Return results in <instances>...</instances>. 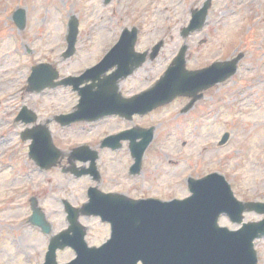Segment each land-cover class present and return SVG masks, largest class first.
Returning <instances> with one entry per match:
<instances>
[{"label":"rangeland","instance_id":"rangeland-1","mask_svg":"<svg viewBox=\"0 0 264 264\" xmlns=\"http://www.w3.org/2000/svg\"><path fill=\"white\" fill-rule=\"evenodd\" d=\"M205 2L0 0V264L44 262L50 236L27 227L28 203L31 196H37L38 189L45 192L40 205L52 223V233L60 234L68 228L58 197L66 195L64 184L70 181L57 178L55 170L36 171L28 155L30 141L21 138L24 125L15 122L20 108L27 103L25 87L31 67L50 62L64 75L79 74L103 57L125 27L139 28L141 50L160 40L165 43L156 59L131 75L127 83L133 88L126 87L128 92L150 87L185 44L189 69L209 67L216 60H231L244 54L233 78L206 90L204 99L194 108L181 113L188 100L179 97L151 112L148 126L154 127L156 139L147 168L157 175L153 178L156 183L152 182L156 185L155 194L163 200L185 196L190 193L188 176L200 178L216 172L226 177L239 200L264 203V0H212L205 26L184 38L182 30L188 26L192 11L202 8ZM19 7L26 10L24 30H19L12 19ZM72 15L79 20L80 51L64 60L60 53L67 45L64 36ZM56 95L52 92L48 95L51 98L44 100L47 111H58ZM66 96L62 102H77L74 93L68 92ZM225 132L230 133V138L224 145L219 144ZM54 134L57 146L62 148L84 138L75 137L72 129L58 145V136ZM86 179L77 180L72 194H68L76 203L82 204L85 196L81 194L93 185ZM134 194L140 195V191ZM262 217L248 212L244 222ZM80 220L88 228L86 240L90 246H100L109 237L108 226L98 218ZM219 223L232 229L242 225L233 223L226 215ZM22 243L28 247L22 249ZM255 247L259 264H264V237L256 240ZM73 254L69 247L59 250L58 261L64 262Z\"/></svg>","mask_w":264,"mask_h":264},{"label":"water","instance_id":"water-1","mask_svg":"<svg viewBox=\"0 0 264 264\" xmlns=\"http://www.w3.org/2000/svg\"><path fill=\"white\" fill-rule=\"evenodd\" d=\"M210 5L211 0H207L201 9L193 10L189 25L182 30L184 37L203 27ZM15 20L19 27L25 26L24 10L16 11ZM69 26V50L66 57L73 54L75 48L78 33V20L75 16L71 18ZM137 33L136 28L125 29L120 42L99 65L87 72H103L108 63L113 65L118 63L122 75H127L132 72L133 67L142 65L147 52L134 51ZM161 45L162 42L154 47L151 57L157 55ZM186 50L185 45L156 86L139 96L143 111L171 102L180 95L192 96L191 102H196L201 97L199 91L234 75L243 56L240 54L232 60L216 62L208 68L189 71L186 69ZM130 64L134 66L130 67ZM57 77L58 73L49 64L35 66L29 79L30 90L56 86L58 83H54L53 80ZM99 87L100 91L94 92L96 94L88 90L82 94L83 104L79 115L88 110L87 102H118L103 95V81ZM133 100L122 102H135ZM107 108L110 111L113 109L111 106ZM25 109L18 119L20 117L26 119L28 113L25 114ZM35 119L34 117L31 121ZM60 119L70 123L79 119V116L68 115ZM37 128L36 134L30 135L28 133L32 130H28L22 135L24 140L33 139L30 156L47 168L55 166L60 156L58 149L53 145L48 129L43 130L42 126ZM152 133L151 131L150 137ZM228 137L229 134L226 133L221 144L226 143ZM142 146L145 147L146 144ZM189 188L192 195L181 200L118 203L111 199H96L85 203L81 209L68 207L67 212L73 220L79 216V211L88 215L93 213L101 215L104 221L112 224V238L99 248L88 247L84 241L83 228H79L71 236L68 235V231H64L52 237L44 264H58L57 249L71 244L78 248V257L68 264H135L140 259L143 264H257L254 240L264 236V219L243 223L239 230L220 227L218 219L222 213H226L232 221L242 223L245 211L264 214V203L238 200L225 177L218 173L209 174L202 179L190 178ZM37 216L41 219L44 217L43 214H35V217ZM43 224L47 226L46 232H49L48 223L43 220Z\"/></svg>","mask_w":264,"mask_h":264},{"label":"flooded vegetation","instance_id":"flooded-vegetation-1","mask_svg":"<svg viewBox=\"0 0 264 264\" xmlns=\"http://www.w3.org/2000/svg\"><path fill=\"white\" fill-rule=\"evenodd\" d=\"M118 38L106 49L104 52L105 54L117 42ZM139 46V41H137L135 45V49L137 51H141ZM117 68V65L109 63L108 70L106 72L95 74V76L90 77L88 81H84L79 87L81 88L87 84L93 83V92L97 93L100 91L99 83L101 81H105L103 95L112 98L115 101H121L123 97H132L133 95L142 91V89L134 92L126 91V87L128 89L133 88L132 84L127 83V81L132 74L138 72V69H135L133 73L126 76L122 75L123 73L121 72H117ZM60 75L61 76L58 78V81L64 77L62 73ZM26 90L28 97L25 96V102L27 103L24 105H27L29 109L32 110V112H30L27 117L33 118L36 116L37 119L35 122L46 123L51 129L52 125L53 129L54 127L57 128L56 131L54 130L55 132L53 130L51 131L52 134L56 133V135H58V145H61V139L68 138L67 136L70 134V131L74 129L75 137H84L80 141V144L77 145L85 144L90 147L87 148L86 151H83L80 154L81 156L77 159H70V151L74 146L71 148H65L68 152H66L59 160L58 168H56L58 169L56 175L57 178H63L65 181L69 180L70 183L64 184L66 195L63 194V197L58 201L61 203L64 202V200H62L64 197L71 202L74 201L68 194H72L71 192H73L72 189L74 188L73 184L76 186L78 183L77 180H82L83 178H87L85 181L93 183V185L88 186V189L85 193L81 194V196H85L83 202L89 199V197L92 195L93 198L99 196V191L104 193L118 194L115 195V197L120 201H134L139 199L153 198L160 199V197L155 194L156 191L153 190L156 188L155 183L157 180L153 178H156L157 175L154 172H150L149 169L144 171L148 166H150L151 161L147 159L154 151L155 145L152 146V144H154L156 138L153 139L152 143L145 150L142 160V170L136 173L134 167L136 161L134 153L139 152L141 149V147H138L139 144L137 142H140L143 138V128L149 127L148 118H151V113L143 115L134 102H87L89 108L86 116L91 119H98H93L92 121H86V119H84L82 121L65 126L57 122L55 120V116L57 114H66L80 110L81 102H78V89H74L72 85H58V88L56 89L50 88L41 92H31L28 91V89ZM52 92L53 94L58 93L56 98H58L59 102L58 111L56 112L47 111V102L44 101L46 98H51L48 95L52 94ZM68 92H72L76 95L77 102H62L64 97L65 99L67 98L66 93ZM31 97L35 99L33 102L31 101ZM104 105L111 106L113 108L110 115H102L104 113L98 110L99 106ZM180 112L183 113L182 108ZM31 126V124H28L26 125V128H31ZM110 127L111 131L108 130ZM80 158H87L88 161H82ZM38 169L42 172H46L40 168ZM72 169H74L76 174H73L71 171H67ZM80 173H83V175L78 176ZM111 173L113 175H111ZM138 177L139 179L137 180L136 178ZM71 180L75 181L72 182ZM132 180L136 181L133 183ZM122 183H124V187H121ZM129 184L133 185L130 186ZM146 184L149 185L146 186ZM136 191H140V195H135L134 193ZM36 193L37 196L32 197H36L38 205H40L42 199L45 197V192H42L40 189H38ZM79 200L82 201L80 198ZM77 203H79V201ZM28 212L27 227H32V223L30 221V215L32 213L30 200L28 203ZM63 217L66 219V216ZM33 228L37 229L39 234L42 233L41 228L36 226H33ZM7 229L9 228L7 227ZM27 247L28 246L25 248Z\"/></svg>","mask_w":264,"mask_h":264}]
</instances>
